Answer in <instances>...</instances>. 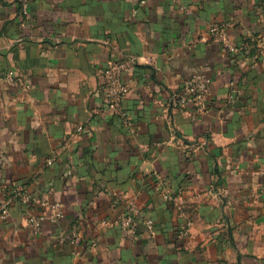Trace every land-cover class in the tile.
I'll return each mask as SVG.
<instances>
[{"label": "crops", "instance_id": "crops-1", "mask_svg": "<svg viewBox=\"0 0 264 264\" xmlns=\"http://www.w3.org/2000/svg\"><path fill=\"white\" fill-rule=\"evenodd\" d=\"M129 58L126 122L102 87ZM192 76L212 79L203 113L170 101ZM20 186L0 264H264V0H0V202ZM45 200L64 217L35 232Z\"/></svg>", "mask_w": 264, "mask_h": 264}, {"label": "built area", "instance_id": "built-area-1", "mask_svg": "<svg viewBox=\"0 0 264 264\" xmlns=\"http://www.w3.org/2000/svg\"><path fill=\"white\" fill-rule=\"evenodd\" d=\"M21 2L23 3L24 10L27 12L30 0H21ZM227 26L228 25L225 24L215 23L211 26L209 33L216 41L222 43L223 49L227 52L239 53L256 46L258 52L252 58L254 62H257L259 56L263 53L259 40L253 35H248L246 41H243L240 45H234L228 39ZM135 65L136 60L134 58L110 61L108 68L105 71L106 82L102 87L105 102L109 109L113 113L122 116L126 122H128L129 119L122 107V103L129 93V86L126 77L130 69ZM7 79L15 83L12 72L7 74ZM183 88V93L173 94L171 96V103L176 107H185L189 103H193L197 113H203L206 111L212 92V79L209 77L192 76L184 80ZM237 93L238 89L232 88L229 95V101L235 102ZM48 162L49 164H52L53 159H49ZM13 201H20L23 204L30 203L31 193L29 189L24 186L12 189L10 196L0 202V220L5 221L8 219ZM43 203L50 210L48 215L40 216L35 215L34 213L28 215V223L35 232H38L41 229V226L45 221L55 222L64 217V211L60 203L49 202L47 200ZM139 213L140 211L136 205L131 204L129 213L125 215L118 224L125 230L134 231L135 217L139 215ZM144 225L148 232L152 233L155 229V223L152 219L145 220ZM190 225L191 223H188L187 228L180 232V237L186 235L187 229Z\"/></svg>", "mask_w": 264, "mask_h": 264}]
</instances>
